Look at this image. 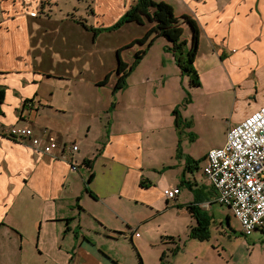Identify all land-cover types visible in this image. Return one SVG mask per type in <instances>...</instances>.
Returning a JSON list of instances; mask_svg holds the SVG:
<instances>
[{
	"label": "crops",
	"instance_id": "1",
	"mask_svg": "<svg viewBox=\"0 0 264 264\" xmlns=\"http://www.w3.org/2000/svg\"><path fill=\"white\" fill-rule=\"evenodd\" d=\"M94 1L98 14L90 26L98 28L113 25L135 0ZM160 1L176 16L198 23L194 66L204 81L200 88L208 94L227 92L230 125L260 109L264 0ZM40 3L0 0V240L12 246L18 237L12 248L18 256L0 257V264H151L154 252L183 246L179 235L167 230L166 212L181 205L177 187L166 183L168 176L176 183L184 177L200 188L198 206L206 212L212 201L202 195L214 192L199 166L196 178L199 170L187 169L184 149L177 157L183 132L193 127L179 132L174 125L173 110L184 100L182 79L187 77L165 49L167 41L155 40L143 46L145 54L114 95L111 81L96 83L115 69L116 50L140 34L106 47L109 54L100 53L99 36L86 39L81 28L64 17L53 19ZM138 49L123 50L122 60L130 64ZM100 69L91 83L82 81ZM53 82L68 85L59 89ZM12 126L30 128L41 138L54 135L59 149L47 155L28 140L11 139L6 129ZM70 144L77 146L75 153L66 149ZM208 151L185 156L204 162ZM71 159L78 166L72 167ZM84 160H93L92 168ZM165 190H174L175 197L167 199ZM157 228L160 234L153 238Z\"/></svg>",
	"mask_w": 264,
	"mask_h": 264
},
{
	"label": "rangeland",
	"instance_id": "2",
	"mask_svg": "<svg viewBox=\"0 0 264 264\" xmlns=\"http://www.w3.org/2000/svg\"><path fill=\"white\" fill-rule=\"evenodd\" d=\"M39 5H41V9L51 11L53 19L61 17L67 18V15L72 14L75 15L77 19H88V24L93 26L96 22L95 16L97 17L98 14L97 11H95L97 5L94 0H41ZM87 5L92 6L94 15L89 13ZM110 10L111 9H109V11ZM101 23L99 25H101ZM137 33L138 29L134 28L133 30L126 29L119 32L100 34L98 40L101 45L106 46H101L99 44L101 48L99 52L109 54L106 52V47H112L115 44L127 42ZM185 33L187 36L188 30H186ZM156 40L166 41L164 38H157ZM155 49L157 50V48ZM152 54L155 55V52H152ZM133 55L134 53L131 54V61L133 60ZM193 68L198 74V80L201 86L203 79L194 66V63ZM58 69L59 71L62 70L61 67ZM100 74L101 69L88 72L84 76L87 79L82 81L91 83L92 79H96ZM182 81L186 88H184V100L178 107V113L183 121V125L190 123L193 127L192 131L190 130L192 134H190V131L186 134L183 132L182 138L184 142L181 144L180 148L182 150L184 149V152L188 154H191V152L198 154L200 151L221 147L226 142L229 126L237 124L230 125L232 124L230 123V97L227 92H223L221 95H215L208 94L203 91V88H200V86L193 88L190 86L188 78H183ZM53 83H55V87L59 89L60 87L63 88L68 85L64 83H60V85L56 84V82ZM118 92L114 93V95ZM111 106L112 108L110 107L107 114L112 112L115 105L112 104ZM189 128H185L186 131ZM203 166L204 162H201L199 168L202 169ZM198 172H200V170L194 172V174L192 173L195 178L198 177L196 176ZM188 174L192 177V174ZM166 183L173 186V188H175V186L177 187L179 191V203H181L178 208L170 209L166 212L167 225L170 228L167 230L169 233L178 234L181 238V245L183 246L178 248L172 246L173 248L171 250L170 247H168L166 252L164 249L156 252L149 250L150 252H154L151 264H156V262L160 264H264V232L255 230L251 235H244L239 222L234 218L230 209L227 206L220 205L213 199L215 198L214 192H209L211 194L209 198L212 203L209 204L210 209H207V213L212 221L210 226V239L202 242L195 239L191 240L189 237L191 227L196 226V221L186 211L185 206L192 202V189L196 187H191L190 189L181 185L180 182L176 183L172 176H168ZM203 207L205 208V205ZM177 213L179 215L175 219ZM228 217L229 224L227 225L226 220ZM156 223L160 226L159 219ZM3 226L7 234V224ZM155 227L157 226L155 225ZM156 232L153 238L158 237L156 235L160 234L158 228ZM3 233L4 230L0 229V234ZM140 233L143 236L145 235L142 227L140 228ZM117 235L120 234L118 233ZM123 235L124 234H121L122 237ZM186 236H188V238ZM17 240L18 237L14 238L12 246L7 245V240H0V257L3 260H7V256H18V251L15 253L12 249L17 245ZM126 256L127 251L125 252V258Z\"/></svg>",
	"mask_w": 264,
	"mask_h": 264
},
{
	"label": "trees",
	"instance_id": "3",
	"mask_svg": "<svg viewBox=\"0 0 264 264\" xmlns=\"http://www.w3.org/2000/svg\"><path fill=\"white\" fill-rule=\"evenodd\" d=\"M87 6L89 13L94 14L92 6ZM48 12H43V15L48 17ZM66 20L71 21L76 27L81 28L82 31L81 29L80 31L83 34L84 32L87 33V36L84 37H86V39L89 37L91 40L97 39V37L103 33L119 32L126 29L133 30L134 28L138 29L140 37L131 40L128 44L116 50L115 69L108 72L102 80L96 83V85L100 87L107 85L109 81H111V91L113 94L121 91L126 86L127 77L138 65L145 54L146 50L142 47L146 45V48H148L157 38H164L167 41L168 44L165 49L172 54L178 68L180 69L181 76L188 78L191 87L195 88L200 86L198 74L193 68V63L198 52L201 34L199 25L195 20L187 15L176 16L172 6L166 2L155 0H135L129 9L113 25L109 27L94 28L93 26L87 25L85 20L76 19L75 15L72 14L67 15ZM145 25H148V27L142 31V26ZM186 30H188V34L190 35L189 41L183 38L184 31ZM133 46H140L141 48L135 51L133 60L130 64L125 63L120 56L121 52ZM3 97V90L0 88V104L3 101ZM173 115L174 125L176 129L179 130V132L191 126L190 123L183 125V121L181 120V117L178 113V108L173 110ZM180 156H182V153L180 146L178 145L177 157ZM184 160L187 169H190L191 166H194L195 171L199 170L198 166L201 163V160L194 161L189 156H184ZM92 163L93 160L83 161V165L88 168H92ZM92 178L93 174L91 173L88 182H90ZM183 178L181 177L180 180L181 185L190 189L191 187L193 188V185L184 181ZM192 191L194 199L192 203L186 205V209L191 217L195 219L196 226L191 227L189 237L200 242L208 241L211 236V217L206 211L202 210L200 206H198V204L201 203V198L199 195L201 194L202 190L200 188H195L192 189ZM202 196L203 199L209 201L210 198L207 194L204 193Z\"/></svg>",
	"mask_w": 264,
	"mask_h": 264
},
{
	"label": "built area",
	"instance_id": "4",
	"mask_svg": "<svg viewBox=\"0 0 264 264\" xmlns=\"http://www.w3.org/2000/svg\"><path fill=\"white\" fill-rule=\"evenodd\" d=\"M6 135L28 140L43 154L54 155L59 149L54 135L41 138L27 127L12 126L6 129ZM66 149L70 153L78 150L75 144ZM71 162L72 167L78 166L76 161ZM201 170L214 190L215 201L230 209L244 235L255 230L264 232V105L228 129L226 142L207 152ZM164 195L172 200L175 191L165 190Z\"/></svg>",
	"mask_w": 264,
	"mask_h": 264
}]
</instances>
